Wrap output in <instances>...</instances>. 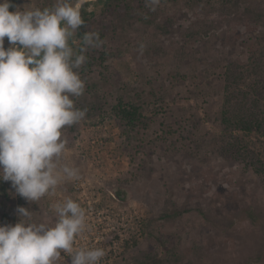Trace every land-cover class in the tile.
Segmentation results:
<instances>
[{
  "label": "rangeland",
  "instance_id": "rangeland-1",
  "mask_svg": "<svg viewBox=\"0 0 264 264\" xmlns=\"http://www.w3.org/2000/svg\"><path fill=\"white\" fill-rule=\"evenodd\" d=\"M76 2L85 23L70 45L102 41L78 69L86 117L62 130L61 164L79 175L35 202L0 181V225L71 198L87 224L74 247L103 248L100 264H264V0ZM120 99L141 113L133 126ZM239 110L254 128L233 126Z\"/></svg>",
  "mask_w": 264,
  "mask_h": 264
},
{
  "label": "clouds",
  "instance_id": "clouds-1",
  "mask_svg": "<svg viewBox=\"0 0 264 264\" xmlns=\"http://www.w3.org/2000/svg\"><path fill=\"white\" fill-rule=\"evenodd\" d=\"M81 7L76 0L45 8L0 0V181L28 202L79 175L61 164L62 130L86 117L73 99L85 91L78 69L87 48L102 44L97 33H85L81 54L70 45L85 23ZM53 208V217L36 222L29 209L18 207V222L0 225V264H61L65 254L69 264H100L103 248L74 247L87 228L81 205L66 198Z\"/></svg>",
  "mask_w": 264,
  "mask_h": 264
},
{
  "label": "trees",
  "instance_id": "trees-1",
  "mask_svg": "<svg viewBox=\"0 0 264 264\" xmlns=\"http://www.w3.org/2000/svg\"><path fill=\"white\" fill-rule=\"evenodd\" d=\"M16 0H12V3H14ZM12 8L9 9V11ZM83 11V9H82ZM82 13V12H81ZM91 14V13H90ZM83 18V17H82ZM84 20V18H83ZM85 21V20H84ZM115 114L117 117L124 122L127 126H133L134 122L138 120L139 116L141 115L139 109L137 106H135L132 103L125 102L123 100H118L116 105L114 106ZM227 110L224 109L223 117L224 121L227 119ZM233 126L239 129L244 130H251L254 128V120L252 116H249L247 113H243L242 111H237L236 116L234 115V123ZM259 128V129H257ZM262 128L261 125L259 127H256L257 130H260ZM264 134V132H263Z\"/></svg>",
  "mask_w": 264,
  "mask_h": 264
}]
</instances>
